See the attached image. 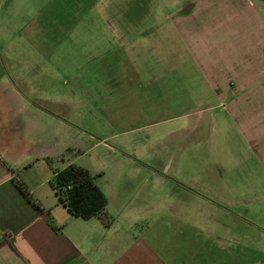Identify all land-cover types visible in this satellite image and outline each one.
I'll use <instances>...</instances> for the list:
<instances>
[{
	"label": "crops",
	"instance_id": "1",
	"mask_svg": "<svg viewBox=\"0 0 264 264\" xmlns=\"http://www.w3.org/2000/svg\"><path fill=\"white\" fill-rule=\"evenodd\" d=\"M76 127L96 164L58 163ZM0 264H264V3L0 0Z\"/></svg>",
	"mask_w": 264,
	"mask_h": 264
},
{
	"label": "trees",
	"instance_id": "2",
	"mask_svg": "<svg viewBox=\"0 0 264 264\" xmlns=\"http://www.w3.org/2000/svg\"><path fill=\"white\" fill-rule=\"evenodd\" d=\"M17 187L37 210H41L23 183L17 182ZM51 187L58 200L73 216L83 219L98 216L109 224L110 219L103 214L106 197L94 182V176L86 168L75 163L68 164L55 172Z\"/></svg>",
	"mask_w": 264,
	"mask_h": 264
},
{
	"label": "rangeland",
	"instance_id": "3",
	"mask_svg": "<svg viewBox=\"0 0 264 264\" xmlns=\"http://www.w3.org/2000/svg\"><path fill=\"white\" fill-rule=\"evenodd\" d=\"M261 2L264 3V0H260ZM57 86L56 84L55 85H52V84H49L47 85V88L50 89V90H53V88ZM82 87H77V89H80ZM81 121V127L83 128V118L80 119ZM81 139H84L87 137L82 134L80 128L76 127V132H75V141H73L72 143H70V147L69 149H67L64 153V155L59 159L58 163L62 166L63 164H66V162L68 160H72L74 157L77 159V162L79 164H86V163H89V164H96V161L94 158V156L96 157V155L102 151V149H94V150H90L89 152L86 151V147H88V143L86 144L84 140H80ZM86 144V145H85ZM100 156V155H99ZM64 159L63 160V163L61 162V159ZM242 168V165L240 166ZM238 172V168L236 170ZM136 188H137V185H134V191H136ZM142 189H139V191H141ZM138 192V191H137Z\"/></svg>",
	"mask_w": 264,
	"mask_h": 264
}]
</instances>
